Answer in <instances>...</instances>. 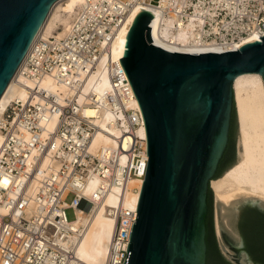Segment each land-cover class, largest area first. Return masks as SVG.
<instances>
[{
	"label": "built area",
	"instance_id": "obj_1",
	"mask_svg": "<svg viewBox=\"0 0 264 264\" xmlns=\"http://www.w3.org/2000/svg\"><path fill=\"white\" fill-rule=\"evenodd\" d=\"M137 5L150 7L153 17L160 13L162 42L185 34L177 47L231 51L249 36L264 35V0H83L62 37L36 38L16 78L25 100L11 101L0 114V264H85L77 255L84 228L71 226L76 208L91 213L108 196L114 197L106 205L114 230L104 264L127 263L138 199L126 201L140 192L146 137L129 81L110 54ZM99 70L108 87L96 99L83 87ZM45 80L70 94L51 91ZM88 107L108 112L115 134L88 117ZM99 131L112 144L92 147ZM68 208L74 210L72 221Z\"/></svg>",
	"mask_w": 264,
	"mask_h": 264
},
{
	"label": "water",
	"instance_id": "obj_2",
	"mask_svg": "<svg viewBox=\"0 0 264 264\" xmlns=\"http://www.w3.org/2000/svg\"><path fill=\"white\" fill-rule=\"evenodd\" d=\"M57 1L0 0V97ZM151 25L152 14L134 8L118 51L147 153L126 264H205L207 195L213 204L232 110L235 143L238 134L233 82L255 73L264 85V35L231 51L184 53L154 43ZM244 203L264 210V201Z\"/></svg>",
	"mask_w": 264,
	"mask_h": 264
},
{
	"label": "bare ground",
	"instance_id": "obj_3",
	"mask_svg": "<svg viewBox=\"0 0 264 264\" xmlns=\"http://www.w3.org/2000/svg\"><path fill=\"white\" fill-rule=\"evenodd\" d=\"M60 1L62 0L56 3ZM65 1H67L66 5L59 11L62 15L60 13H55L49 22V18L47 17L33 42L39 36L43 38H60L65 34L70 25L68 18L75 13V7L79 6L83 0ZM134 8L152 11L148 6L137 5ZM153 13V25H151L152 36L156 39L154 43L159 47L184 53L218 51L213 47L193 46L185 48L175 46L176 43L179 44L184 42L185 34L182 32L174 34L167 39L169 41L171 40V44L162 42L159 39V26L162 17L157 11ZM165 23L168 25L169 21L167 20ZM60 24L63 25L61 32L57 31ZM121 31L115 35L111 43L110 57L114 61L118 60ZM160 31L162 36L166 39L168 35L166 29H160ZM254 39H256L255 36H249L242 42V45ZM24 58L0 97V114L11 101L25 100L26 90L22 84L16 82L18 70L22 66ZM44 84L49 86V89L53 92L58 93L56 90H60L65 95L70 94V91L64 90L63 87L50 85L51 82L49 80H45ZM107 87V79L99 70L87 78L83 87V93L92 92L96 99H98ZM233 91L239 132V161L217 181L211 182V189L215 199L220 202L222 206L227 204L236 205L240 202L237 201L239 198H242L241 201L243 202L249 199L264 201V86L262 78L255 73L240 75L234 79ZM85 114L93 118V121L99 127L107 130L109 133L115 134V130L107 125L110 122V115L108 112H98L92 107H88L85 110ZM141 133H145L143 129ZM112 142L113 139L111 137L99 131L93 136L92 147L99 144H112ZM136 184L137 182H132V185ZM92 187L93 185H90L88 191H90ZM227 187H231L232 189L226 191L225 189ZM137 199L138 193H132L128 197L126 204L131 201L136 202ZM112 204H114V197L108 196L99 202L91 213L83 214L76 208L77 219L72 222L71 226L74 230L79 227L84 228L82 237L78 242L77 255L85 264H104L105 262L108 243L114 230V219L107 215L106 205L110 206Z\"/></svg>",
	"mask_w": 264,
	"mask_h": 264
},
{
	"label": "flooded vegetation",
	"instance_id": "obj_4",
	"mask_svg": "<svg viewBox=\"0 0 264 264\" xmlns=\"http://www.w3.org/2000/svg\"><path fill=\"white\" fill-rule=\"evenodd\" d=\"M235 157V136L233 131H229L212 181H217L232 167ZM242 202H239L241 205L237 203L233 210L226 214L227 227L217 229L211 192H208L205 264H264V210L257 205Z\"/></svg>",
	"mask_w": 264,
	"mask_h": 264
},
{
	"label": "rangeland",
	"instance_id": "obj_5",
	"mask_svg": "<svg viewBox=\"0 0 264 264\" xmlns=\"http://www.w3.org/2000/svg\"><path fill=\"white\" fill-rule=\"evenodd\" d=\"M66 3H67V1H65V0H62V1H60V2H58V3H55L54 4V6L51 8V10H50V12H49V14H48V22H49V20L55 15V13H60L61 14V12H59L60 11V9L61 8H63L65 5H66ZM78 7V6H77ZM77 7H75V9H77ZM58 11V12H57ZM75 13H76V11H75ZM74 13V14H75ZM74 14L73 15H71L69 18H68V22H69V24H70V22H71V20H72V18H73V16H74ZM62 15V14H61ZM63 17H67V16H63ZM62 24H60L59 25V27H58V30L57 31H59V32H61V29H62ZM264 86V85H263ZM236 111V110H235ZM236 118H237V115H236ZM237 125H238V122H237ZM239 132H238V134H237V139H236V157H235V165L237 164V162L239 161ZM234 165V166H235ZM211 185V184H210ZM232 188L231 187H227L225 190L226 191H230ZM211 191H212V189H211ZM212 193H213V191H212ZM71 199H72V195L71 194H68L67 196H66V198H65V202L66 203H69L70 201H71ZM241 199L242 198H239V199H237V201H241ZM217 203H219V204H217ZM234 204H227V205H221V203L220 202H218V201H216V199H215V196H214V194H213V204H212V207H213V216H214V219H215V222H216V228L218 229V228H221L222 227V229H224L225 227H227V225H226V218H228L227 217V215L226 214H228L229 213V211H231V210H233V208H234V206H233ZM65 215H66V218H67V220L68 221H72V220H74V218H75V216H74V210L73 209H71V208H68V209H66V211H65Z\"/></svg>",
	"mask_w": 264,
	"mask_h": 264
},
{
	"label": "trees",
	"instance_id": "obj_6",
	"mask_svg": "<svg viewBox=\"0 0 264 264\" xmlns=\"http://www.w3.org/2000/svg\"><path fill=\"white\" fill-rule=\"evenodd\" d=\"M229 131L230 132L233 131L234 136L236 135V123H235V113H234V110H232V116H231V122H230Z\"/></svg>",
	"mask_w": 264,
	"mask_h": 264
}]
</instances>
